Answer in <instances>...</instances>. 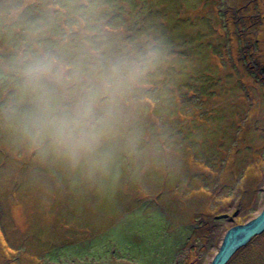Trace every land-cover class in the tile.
<instances>
[{"label":"rangeland","instance_id":"374dc122","mask_svg":"<svg viewBox=\"0 0 264 264\" xmlns=\"http://www.w3.org/2000/svg\"><path fill=\"white\" fill-rule=\"evenodd\" d=\"M263 207L264 0H0V264H209Z\"/></svg>","mask_w":264,"mask_h":264},{"label":"water","instance_id":"95a60500","mask_svg":"<svg viewBox=\"0 0 264 264\" xmlns=\"http://www.w3.org/2000/svg\"><path fill=\"white\" fill-rule=\"evenodd\" d=\"M262 233H264V207L251 220L225 230L209 264H228L240 249Z\"/></svg>","mask_w":264,"mask_h":264},{"label":"clouds","instance_id":"9594fccd","mask_svg":"<svg viewBox=\"0 0 264 264\" xmlns=\"http://www.w3.org/2000/svg\"><path fill=\"white\" fill-rule=\"evenodd\" d=\"M38 71L47 72V71H49V68L47 66H44L42 68H39ZM86 110H90V108H88ZM57 129H58V133H59L60 137L65 139L72 146L88 144L90 142V140L95 139V137H91L90 134L87 132L81 131L80 133H77L75 131V128L72 127L66 121L61 122L57 126Z\"/></svg>","mask_w":264,"mask_h":264},{"label":"trees","instance_id":"16d2710c","mask_svg":"<svg viewBox=\"0 0 264 264\" xmlns=\"http://www.w3.org/2000/svg\"><path fill=\"white\" fill-rule=\"evenodd\" d=\"M8 105H9V104H8ZM5 109H6V108H5ZM235 224H238V223H235ZM239 224H240V223H239ZM110 227L112 228V226H110ZM108 230H109V229H108ZM99 233L101 234L102 232H98V234H99ZM100 234H99V235H100ZM3 235H4V231H3ZM96 236H98V235H96ZM4 238H5V237H4ZM171 238H172V236H171ZM73 243H74V242H73ZM66 244L68 245L69 243H65V244H61V245L64 246V245H66ZM167 244H168V243H167ZM57 246H59V245H57ZM42 255H45V254H42ZM263 263H264V262H263ZM263 263H262V264H263ZM228 264H229V263H228Z\"/></svg>","mask_w":264,"mask_h":264}]
</instances>
